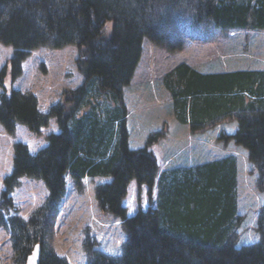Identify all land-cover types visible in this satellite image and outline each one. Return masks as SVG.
<instances>
[{"label":"trees","instance_id":"trees-1","mask_svg":"<svg viewBox=\"0 0 264 264\" xmlns=\"http://www.w3.org/2000/svg\"><path fill=\"white\" fill-rule=\"evenodd\" d=\"M202 27L264 28V0H0V42L14 48L0 82L9 68L18 76L33 49L71 44L79 50L84 77L69 90L74 105L68 110L58 102L44 112L35 95L16 89L1 96L0 123L9 132L16 123L39 132L52 118L59 128L36 153L21 141L14 145L13 168L3 179L0 200V227L10 232L14 264H25L37 243L40 264H69L45 249L67 174L78 181L112 176L98 185L99 202L121 217L127 234L122 255L92 249L87 264H264V205L257 217L258 239L239 244L236 232L237 156L172 164L159 173L146 146L158 142L160 133L150 134L144 147H128L123 89L134 77L144 38L174 53ZM162 80L177 119L192 130L238 120V130L221 138L249 150L264 191V69L203 72L182 62ZM24 176L43 180L48 190L29 217L19 213L12 197ZM132 180L146 183L151 193L156 185L158 192L155 206L127 215L121 200Z\"/></svg>","mask_w":264,"mask_h":264},{"label":"rangeland","instance_id":"rangeland-1","mask_svg":"<svg viewBox=\"0 0 264 264\" xmlns=\"http://www.w3.org/2000/svg\"><path fill=\"white\" fill-rule=\"evenodd\" d=\"M192 37L185 48L174 53L144 38L134 77L123 89L128 147H144L150 134L160 133L162 136L158 142L146 146L148 152L155 156L159 172L172 164L174 167L194 165L228 154L237 156L240 218L236 232L239 244H244L259 238L256 225L259 210L264 205V191L259 189L258 170L249 159V150L233 139L226 141L221 138L224 133L238 130V124L233 121L236 119L221 120L220 131L193 135L187 124L177 119L172 95L162 76L182 62L203 72L264 69V28L202 27L198 33L193 32ZM13 51L12 46L0 42V70L8 65ZM79 58V50L74 44L62 48L40 46L33 49L18 76H12L9 68L3 77L0 100L4 93L9 94L16 89L35 95L44 112L58 102L68 110L74 105V100L67 98L69 90H74L84 80L78 67ZM58 130L55 118L39 132L22 123H16L14 130L9 132L0 123V200L3 179L13 168L15 143L21 141L36 153L48 144V135ZM65 179V194L45 243L47 252L66 258L69 264H87L92 249L114 256L122 255L127 238L122 219L101 207L97 192L98 185L110 182L112 176L87 175L78 181L72 174H67ZM148 188L146 183L139 186L136 180L130 182L126 196L121 200L127 215H133L139 208L145 210L155 206L158 187L155 185L152 193ZM47 194L43 180L24 176L12 197L19 213L29 217L44 202ZM13 253L10 232L0 227V264H14Z\"/></svg>","mask_w":264,"mask_h":264},{"label":"water","instance_id":"water-1","mask_svg":"<svg viewBox=\"0 0 264 264\" xmlns=\"http://www.w3.org/2000/svg\"><path fill=\"white\" fill-rule=\"evenodd\" d=\"M41 254H42L41 244L37 243L33 251L28 255L25 264H40Z\"/></svg>","mask_w":264,"mask_h":264},{"label":"crops","instance_id":"crops-1","mask_svg":"<svg viewBox=\"0 0 264 264\" xmlns=\"http://www.w3.org/2000/svg\"><path fill=\"white\" fill-rule=\"evenodd\" d=\"M229 121L231 122L232 120H229ZM233 121H234L235 124H238V122L236 123V120H233ZM220 122H221V120H219L218 122H215L214 124L208 123L209 125L207 124V126H205L206 128L199 129V130H196V131L191 129V125L189 123H186V124H187L190 132L193 135H198V133H202V132H206V131H213V130H219L220 131ZM161 172H159V173H161Z\"/></svg>","mask_w":264,"mask_h":264}]
</instances>
